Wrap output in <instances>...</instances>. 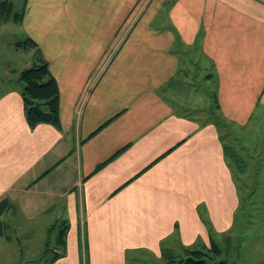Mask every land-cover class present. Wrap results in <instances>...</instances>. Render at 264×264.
I'll return each instance as SVG.
<instances>
[{"label": "crops", "instance_id": "0c3cea01", "mask_svg": "<svg viewBox=\"0 0 264 264\" xmlns=\"http://www.w3.org/2000/svg\"><path fill=\"white\" fill-rule=\"evenodd\" d=\"M24 7L27 38L59 85L61 129L30 128L20 86L0 78V238L1 220L13 214L21 232L13 258L148 264L146 256L160 261L164 250L241 242V195L225 146L235 148L214 109L239 127L264 117V0H26ZM185 53L202 59L206 80L217 85L210 109L188 103L193 91L183 97ZM47 217L54 223L45 227ZM65 225V253L54 260ZM57 227L52 255L37 254L38 232L50 247Z\"/></svg>", "mask_w": 264, "mask_h": 264}, {"label": "rangeland", "instance_id": "374dc122", "mask_svg": "<svg viewBox=\"0 0 264 264\" xmlns=\"http://www.w3.org/2000/svg\"><path fill=\"white\" fill-rule=\"evenodd\" d=\"M3 1L4 0H0V4ZM11 1L14 4L15 11H21L24 9L26 0ZM162 17L163 15L160 13L156 22L154 23L155 26H157V23L162 21ZM27 35L30 34L26 27H23L22 24L20 25L14 22L0 24V78H10L12 80L17 79L15 78V74L18 77L19 73L35 64L33 59V51L17 49L15 46L17 42L24 41ZM179 47H181V45L175 42L174 50L176 51ZM179 61L182 62L180 67L181 69L183 68L185 75L189 74V76L186 75L187 78L183 79L185 84L182 86V92L185 89H188V91H193L192 93H196V96L191 97L192 99H196L194 103H190L189 101L188 103L190 105L192 104L195 108L200 107L203 111L208 108L210 109L212 107L209 102L210 95L214 92L216 98L218 99L217 85L215 83L214 88L212 81L206 80V73L202 59L199 60L196 54L194 56H187L185 53L181 54ZM186 67L189 69V72H187ZM184 73L182 72L180 75L181 77L179 78H182ZM186 92L187 91L183 92L185 94L183 97L186 96ZM200 98H202V101L198 100ZM219 109L220 107H218L216 104V108L214 109L216 115L226 122L228 126V129H226L225 132H221V130L219 132L223 138L232 140L236 154L247 166L246 173L244 175L245 177L242 178V184L237 181L238 188L240 185L242 187V209L239 211L238 217L242 222L245 221L241 225V232L244 234L246 233V235L241 242L233 241L234 246L225 248L224 253L221 254V256L214 257L217 261H221L223 259L227 260L229 264H264V120L262 121V118L264 117L259 115L253 116L247 127H239L234 124V121H229L223 115V113L219 111ZM225 134L227 136H225ZM232 169L236 177L237 175L239 177L241 176L238 173L235 163L232 165ZM245 185L247 186L246 188L244 187ZM247 191L248 193L255 191L254 193L257 194L249 196L247 200V208L250 211L248 215L244 217V195ZM1 221H3L4 224V235L0 238V264H19L18 261L13 257L17 256L16 259H19L18 254L21 250L18 242L20 240L19 237L21 234L19 230L20 223L13 214L5 216V218H3ZM52 223H54V221H51V219L47 217L45 227L52 225ZM26 224V220L22 218V225L26 226ZM40 226H42L41 222ZM59 232L60 231L57 227L56 231L51 234L50 247L45 246V244L49 242L45 239V232H38V241H40V243L38 242L39 247L36 250L37 254L47 252L52 255V252H54L52 247L55 246L57 236L60 234ZM237 233L238 226L233 230V237H236ZM6 242H8L9 245ZM238 244L242 247L236 249ZM47 249L49 251H47ZM177 250L180 249L177 248ZM146 258L150 260L148 264H153L155 262V264H167V261L164 258H162L160 261H156L159 260L156 259V257L152 258L151 256H146ZM25 260L26 259L24 258L22 261ZM30 264L41 263L33 262Z\"/></svg>", "mask_w": 264, "mask_h": 264}, {"label": "trees", "instance_id": "16d2710c", "mask_svg": "<svg viewBox=\"0 0 264 264\" xmlns=\"http://www.w3.org/2000/svg\"><path fill=\"white\" fill-rule=\"evenodd\" d=\"M25 9L26 7H24V9L21 11H15L13 2L11 0H4L0 4V24H8L9 22H14L16 24L21 25L23 22ZM15 46L17 49L33 51V59L35 61V64L32 67L25 69L21 73H19L17 79L10 80L11 84L15 86H20L24 106V115L28 125L30 126V128L34 129L41 124H49L60 130V89L56 78L51 73L49 63L44 58H42L40 54H38L39 50L37 44L31 39L26 37L24 41L17 42ZM214 123L216 124L217 129L219 131L221 130V132H225L226 129H228L226 122H224L219 116L215 117ZM124 150L125 149L119 151L115 155V157L121 154ZM225 151H227V159L231 163V168L232 165L235 163V165L237 166L238 173L241 175L240 178L238 175V178L235 176V179L237 181L240 180L239 182L240 184H242V178L245 177L244 175L246 173V164L236 154L235 149L225 146ZM110 161L99 166L98 169L102 168ZM244 187L246 188L247 186L245 185ZM238 189L241 195L242 204L241 185ZM254 192L255 191L248 193L247 191L244 195V217L248 215L250 211L247 208V200L250 195L257 194ZM4 202L5 201L1 202V204ZM67 228L68 226L65 225L62 228L61 234L59 236V244H62L63 246V253L55 255L54 260H58L60 256L65 253V234ZM47 251L49 250L47 249ZM223 253L224 249L219 248L213 242L210 250H205V248L187 247L181 248L180 251L177 252H175L174 250H167V252H165L164 250L163 258L167 261V264H229V262L224 259L221 261L215 260L214 256H221V254Z\"/></svg>", "mask_w": 264, "mask_h": 264}]
</instances>
